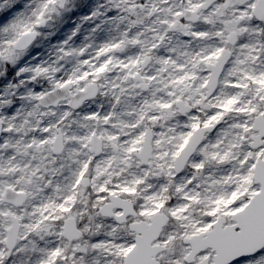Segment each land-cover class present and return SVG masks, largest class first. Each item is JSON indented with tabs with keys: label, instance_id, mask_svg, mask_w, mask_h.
Instances as JSON below:
<instances>
[{
	"label": "snow or ice",
	"instance_id": "1",
	"mask_svg": "<svg viewBox=\"0 0 264 264\" xmlns=\"http://www.w3.org/2000/svg\"><path fill=\"white\" fill-rule=\"evenodd\" d=\"M0 264H264V0H0Z\"/></svg>",
	"mask_w": 264,
	"mask_h": 264
},
{
	"label": "rangeland",
	"instance_id": "2",
	"mask_svg": "<svg viewBox=\"0 0 264 264\" xmlns=\"http://www.w3.org/2000/svg\"><path fill=\"white\" fill-rule=\"evenodd\" d=\"M74 19H75V18H74ZM64 30L67 31L68 29L65 28ZM85 34H86V33H85ZM83 35H84V34H81L80 38L76 41L77 44H79V43H81V42L83 41Z\"/></svg>",
	"mask_w": 264,
	"mask_h": 264
}]
</instances>
